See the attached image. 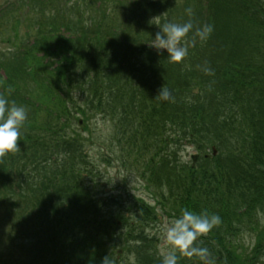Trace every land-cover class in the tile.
<instances>
[{
    "label": "trees",
    "instance_id": "trees-1",
    "mask_svg": "<svg viewBox=\"0 0 264 264\" xmlns=\"http://www.w3.org/2000/svg\"><path fill=\"white\" fill-rule=\"evenodd\" d=\"M149 3L150 0L145 2V10L152 8V3ZM187 8L192 9V16L185 14L184 22L191 19L194 29L210 23L213 32L204 42L194 36V30L188 33L189 42L195 41L193 49L205 47L199 60L192 61L194 65L188 70L192 71L189 76L178 77L170 83L160 74L161 71L156 72L162 77L158 81H165L172 90L174 100L159 99L155 96L159 90H155L151 95L155 96L153 100L146 103L151 108H161L159 112H150V118L156 122L155 128L151 131L149 126L142 131L140 143L131 137L137 142L130 138L131 144L162 148L164 157L169 156V159L159 156V149L154 152L158 162L153 158L144 160L143 164L150 169L160 198L157 204L164 213L175 220L185 209L197 214H218L221 218L220 224L197 236L187 249L175 246L176 264H264V236L261 233L251 252H246L239 242L241 233L251 231L264 221V0H188L184 11ZM56 18L49 22L50 33L45 34L52 43L46 41L45 35L39 34L42 38L29 47L22 59L38 68L29 72L31 76L50 75L47 89L67 92L64 87L72 83L73 74L77 75L74 88H82L81 94L89 107L105 114L110 112L109 118L115 122L114 139L119 143L114 147L117 148L116 159L124 167V135L129 126L124 128V122H118L116 114L120 109L118 115L123 116L121 114L133 106L131 99L136 93L129 89L127 83L133 77L128 69L131 64L124 61V74L120 78L121 72L113 66L119 55L116 56L114 46L113 62L109 63L105 50L110 46L88 45L86 39L74 34L69 37L59 35L61 27L67 24L63 16L58 21ZM129 41L130 38H124L126 49L134 51L139 47V44L130 46ZM62 50H66V54ZM38 52H43V55L37 56ZM50 55L60 58L53 69H49L53 62L45 63V58ZM77 65L79 69L73 72ZM204 67L211 68L212 74H206ZM192 86L198 88L197 94L192 93ZM127 95L131 96L129 103ZM237 95H244L246 99L245 104L241 102L238 108H233L238 110L233 113L238 126L221 118L225 110L222 105L233 103ZM67 101L73 103L70 95ZM67 101L60 102L61 107L54 110L56 116L49 112L61 123L62 118L66 121L71 113ZM37 117L36 111L29 116L21 128L23 132L37 129L34 124ZM122 119L120 117L119 121ZM141 119L148 120V117L142 116ZM165 121H170L175 127L167 126ZM51 127L52 131L61 128H54L53 124ZM62 132L64 126L58 133L52 132L57 140L45 143L46 164L42 162L36 167L42 170L38 181L46 178L47 185L35 187L37 184L29 175L22 177L27 162L20 164L22 167H15L10 159H0V188L9 190V195L14 194L13 189L19 191L14 204V195L7 196L6 200L13 204L12 210L21 217L20 227L28 237L25 248L29 256L27 264H120L113 253L107 252L109 246L105 240L106 233H111L113 246L121 244L120 238L114 236L119 228L113 223L112 209L106 204L108 199L103 202L95 198L96 190L88 179L89 174L99 179L102 173L87 161L83 143L74 137H65ZM36 136L37 132H34L19 138L18 151L22 153L16 151L17 158L26 157L27 144L36 146L33 141ZM185 143H193L201 153L195 164L191 160L187 163L174 160ZM211 144L218 149L214 156L206 151ZM38 160L40 158L33 155L32 165ZM15 175L20 177L19 182L11 181ZM27 189L31 191H28L30 197ZM96 189L98 193V184ZM74 194L77 195L72 197ZM164 198L169 205L162 203ZM126 211L128 217L135 219V227L124 236L128 243L132 242L127 248L134 258L130 264H161L163 258L155 254L152 243L143 239V226L155 223L158 213L139 201ZM118 219L125 221L126 217L119 214Z\"/></svg>",
    "mask_w": 264,
    "mask_h": 264
},
{
    "label": "rangeland",
    "instance_id": "rangeland-1",
    "mask_svg": "<svg viewBox=\"0 0 264 264\" xmlns=\"http://www.w3.org/2000/svg\"><path fill=\"white\" fill-rule=\"evenodd\" d=\"M47 5L38 6L37 4H33V0H0V54L7 53V57L11 56V54L17 50L18 52H22L21 46V38L19 40H15L12 38L14 25L16 22H19L17 36L22 37L25 34L27 35L28 41L31 42L33 38H35L36 30L39 29V25L35 23V20L38 19L40 15L48 14V13H58L60 11L63 14L65 23L70 26V30L74 29L76 31V35L81 39H86L88 45L95 46H103L104 48L108 45L110 46V50H105L108 54L111 61V54L115 48V54L118 57L115 58L113 66L115 70L121 72V75H118L120 78L123 77L124 74V61L131 64V67L128 68L131 70L130 76L133 77L127 81L129 84L130 90H136L143 95L146 96V93H151L154 95L156 89H159V86L165 85V81H158L162 79L160 75H150L149 71H161L165 78H167L170 83H173L178 77L189 76L191 72H188L194 64L193 62H197L198 57L203 54V50L205 47L192 48L195 41H192L187 44L188 46V55L179 63L168 62L164 59H161L156 54H166L167 52L163 49H155L149 45V43L153 42V39L158 31H160L159 26H162L165 22H174V23H184L181 18L183 15L184 6L186 1L188 0H150L152 3L151 10H145L144 4L147 0H45ZM136 1V2H133ZM149 3V4H150ZM52 4V6L50 5ZM153 4L155 6L153 7ZM40 10H43L41 12ZM43 13V14H42ZM186 13V12H185ZM59 14V13H58ZM24 19V20H23ZM61 19V17H60ZM64 22V21H63ZM48 32L47 29L42 30L41 33ZM64 34H66L64 32ZM70 36L72 34H66ZM124 38H130L129 44L130 46H134L135 44H139V47H135L134 51L130 49H126L124 46ZM119 45L118 47L116 45ZM114 46V48H113ZM162 51V52H161ZM196 53L198 56H195ZM206 53V52H205ZM50 60V59H48ZM85 64V63H83ZM166 65V66H164ZM56 66L53 63L49 69H53ZM142 66V67H141ZM168 66V67H167ZM140 67L142 68V74L139 73ZM79 69V66H77ZM126 70V73L128 71ZM75 72V71H73ZM0 74H2V78H4L3 71L0 70ZM22 75L21 73H19ZM140 75L139 82L136 83L135 77ZM9 78L10 74L8 73ZM156 76V77H154ZM16 77H18L16 75ZM72 83L66 88L69 90V94H72V102L67 101L69 107H73V111H83V116L77 112L74 118H68L66 121L62 118V123L57 121L53 116L52 119L48 118L47 112L40 111L36 121H34L35 127L37 128L35 131H27L23 132V129H20V136L30 134L33 135L34 132L40 136V141L38 146L32 147L27 150V155L30 156L34 154L37 158L44 156L46 151L43 153L42 148L47 142H55L53 137V133L57 131V133L63 128L64 132H62L65 137H74L83 143V153L86 155L88 161L92 162L103 174L104 178L111 180L110 185V193L113 196L114 201L120 199L124 200V197H127L130 193L140 196L143 199L147 200L150 204L154 203L153 194L151 191H155L154 185H152L153 179L145 175V182L142 177H140L135 171H139V173H143V160H142V151L147 150L148 152L154 153L159 150L161 153L159 156H163L165 152H163L162 148L158 147H147L144 148L140 145H129L124 141V148L126 149V155L124 157V167H121L118 160L116 159L117 148H114V144L118 145L117 139H112L113 130L115 131V127L109 120V116H111L110 112L106 111V115L101 111L96 110L93 107H88L85 104V100L79 97L78 88H74V78L76 74H73ZM13 80V79H12ZM152 84V85H150ZM23 83H20V90H6L3 91L2 85L0 84V96L7 97L10 101H15L17 105L23 106L25 108H49L50 106H54L53 108L61 107L62 104H58L67 98H59L54 105L51 104L47 106L44 104V100L40 93H38V85L37 82H30L23 86ZM148 86H151V89H146ZM21 88L25 91L24 97L34 95L32 100L35 102L33 105L29 103H23L20 97ZM73 89V90H72ZM72 90V91H71ZM12 93V95H11ZM130 93V92H128ZM19 94V95H18ZM140 96H136L135 100L139 99ZM25 100V98H23ZM131 96L127 95L128 103L130 102ZM53 101V100H52ZM29 104L30 106H27ZM72 109V108H70ZM131 112L130 120L131 123H136L142 121V116H146L150 118V114L153 111H160L161 108H151V105L144 106L141 108H130ZM106 110V109H105ZM141 110V115L140 114ZM29 118L30 113H32L31 109L26 110ZM72 111V113H73ZM151 112V113H150ZM71 113V114H72ZM121 113V110H118V114ZM33 114V113H32ZM70 114V115H71ZM116 114L117 117L119 115ZM53 115V114H52ZM57 113H54L56 116ZM139 116V117H138ZM76 118L81 120V123L78 124ZM84 119V122H83ZM51 124L55 127H61L60 129L55 128L52 131ZM166 125H169L170 122H166ZM30 125V123H29ZM51 127V130H50ZM52 131V132H51ZM33 141L37 143L36 137L33 138ZM21 145L20 147L24 146ZM52 143L49 145L51 147ZM19 146V145H18ZM47 148V145H45ZM114 148V149H113ZM171 150V149H170ZM22 153L21 151H18ZM16 152L6 153L2 156L5 159H10L11 162L15 163L11 160V158L15 159ZM198 151L193 145H183L181 150L177 153L176 156L177 161H189L193 154H197ZM164 158L169 159V156H165ZM178 158V159H177ZM1 159V157H0ZM23 162H27V166L24 167L25 170L22 172L25 175H22L23 178H27L28 175L33 183H36L38 186L47 185V179L39 180L38 175L40 173L41 168H36L32 166V162L29 159L23 158ZM17 164V163H16ZM40 165V164H39ZM38 165V166H39ZM37 166V167H38ZM18 167H22L18 165ZM124 175V184L121 183L120 177ZM12 176V175H11ZM72 177L74 178V174L72 173ZM19 176H14L11 179L12 182H19ZM56 181V178H54ZM14 185V183H13ZM148 185V189L146 188ZM128 201H124L121 206V209H125ZM0 210H2L0 208ZM116 211V209H113ZM158 213L157 220L155 223L150 224L144 228L146 234L151 237L156 238V242L154 248L157 253L162 256L174 252L175 245L169 241L168 239V229L174 226V221L170 217L164 215L160 208L156 210ZM132 220L129 219L128 223L122 228V231H125L129 227V222ZM133 223V222H131ZM254 226V230H247L240 234V243L244 246L245 251H250L252 244L255 243V240L258 237V234L264 236V221L257 226ZM16 232L12 229V221L5 219L0 212V264H27L29 261V256L27 255L24 247L23 241L28 240V237L25 235H19L16 237ZM113 235L111 233H106L105 240L107 241V246H110L113 243ZM116 236V234H114ZM117 237V236H116ZM120 248V247H119ZM120 251L118 254V258H122L119 260L121 264H130L134 262V258L132 255L128 254L127 251ZM112 249H107V252H111ZM253 262H256L253 259Z\"/></svg>",
    "mask_w": 264,
    "mask_h": 264
},
{
    "label": "clouds",
    "instance_id": "clouds-1",
    "mask_svg": "<svg viewBox=\"0 0 264 264\" xmlns=\"http://www.w3.org/2000/svg\"><path fill=\"white\" fill-rule=\"evenodd\" d=\"M186 14L191 17L192 9H185ZM158 31L152 43H149L155 49H163L168 53L171 62L179 63L188 55V42L185 40L188 33L194 30V36L201 42L207 41L213 32L212 24H203L195 27L191 19L184 23L165 22L159 26ZM206 74H212L209 67H204ZM164 101L174 100L172 90L162 85L157 96ZM27 120V111L25 107L19 106L15 101H10L5 96H0V157L9 152L19 150L17 141L20 136V129ZM221 223L218 214H197L191 210L185 209L182 216L177 219L174 226L168 229V239L175 246L187 249L188 245L194 241L197 236L208 233L214 226ZM177 257L173 252L163 256L161 264H176Z\"/></svg>",
    "mask_w": 264,
    "mask_h": 264
}]
</instances>
